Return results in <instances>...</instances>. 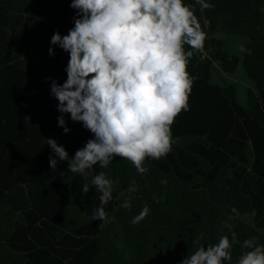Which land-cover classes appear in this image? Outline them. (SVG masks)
<instances>
[{
	"label": "trees",
	"instance_id": "1",
	"mask_svg": "<svg viewBox=\"0 0 264 264\" xmlns=\"http://www.w3.org/2000/svg\"><path fill=\"white\" fill-rule=\"evenodd\" d=\"M210 2L204 13L197 6L207 40L188 67L190 110L172 126V151L147 159L143 175L119 157L107 169L94 167L119 182L105 206L115 222L103 223L90 219L98 194L82 191L92 174L68 172L66 162L52 170L44 140L55 139L71 157L91 136L67 115L64 134L49 94L48 78L63 83L68 61L59 47L49 56L50 38L67 34L74 10L67 0H0V264H179L201 232L202 245L217 242L233 206L239 241L264 244V0ZM225 35L246 39L242 58L226 49ZM213 64L227 74L244 69L245 105L234 84L213 83ZM132 181L138 191L127 210L116 197ZM145 203L149 216L133 226ZM248 214L254 223L244 220ZM241 251L234 245L233 264Z\"/></svg>",
	"mask_w": 264,
	"mask_h": 264
},
{
	"label": "clouds",
	"instance_id": "2",
	"mask_svg": "<svg viewBox=\"0 0 264 264\" xmlns=\"http://www.w3.org/2000/svg\"><path fill=\"white\" fill-rule=\"evenodd\" d=\"M74 10L73 26L67 34L59 31L50 38L48 54L59 47L68 54L63 83L48 78L50 96L58 103L57 126L68 134V120L79 123L91 136L73 156L53 138H44L53 155L49 167L60 162L66 171L87 179L82 191L94 189L100 204L90 219L114 223L105 206L113 200L114 186L104 171L113 160L126 159L140 175L146 174L147 159L165 158L176 143L172 126L190 110L193 79L188 67L194 54L202 52L207 40L208 21L199 12L213 8L210 0H67ZM68 116V120L65 119ZM166 183V181H161ZM135 181L116 199L131 210ZM153 199H156L155 194ZM159 202V201H157ZM222 225L217 242L200 243L204 233L193 240L194 249L179 264H233L232 251L242 249L235 264H264V244L257 237L241 243L230 221L240 217L236 207ZM150 214L147 203L130 221L133 226ZM223 229H227L225 233Z\"/></svg>",
	"mask_w": 264,
	"mask_h": 264
},
{
	"label": "rangeland",
	"instance_id": "3",
	"mask_svg": "<svg viewBox=\"0 0 264 264\" xmlns=\"http://www.w3.org/2000/svg\"><path fill=\"white\" fill-rule=\"evenodd\" d=\"M224 35H222L223 37ZM226 49L239 58L243 57L246 50V39L240 36H226ZM212 81L218 85L227 86L228 84H234L237 89V100L241 105L246 104L247 89L250 86V82L244 72V69L240 66L233 74H227L218 65L212 66ZM244 220L248 223H254V214H248L244 217Z\"/></svg>",
	"mask_w": 264,
	"mask_h": 264
},
{
	"label": "crops",
	"instance_id": "4",
	"mask_svg": "<svg viewBox=\"0 0 264 264\" xmlns=\"http://www.w3.org/2000/svg\"><path fill=\"white\" fill-rule=\"evenodd\" d=\"M237 96H238V93H237Z\"/></svg>",
	"mask_w": 264,
	"mask_h": 264
}]
</instances>
